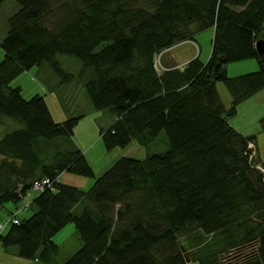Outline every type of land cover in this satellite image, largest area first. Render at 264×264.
<instances>
[{
	"label": "trees",
	"instance_id": "obj_1",
	"mask_svg": "<svg viewBox=\"0 0 264 264\" xmlns=\"http://www.w3.org/2000/svg\"><path fill=\"white\" fill-rule=\"evenodd\" d=\"M18 5L0 43V208L20 205L35 181L53 183L62 172L94 182L84 189L61 178L36 194L34 212L0 233L2 245L45 264H222L223 254L245 247L238 264H264V175L248 156L257 137L230 122L244 101L264 92V61L256 48L264 34V0ZM48 15L57 16L51 27L41 22ZM207 29L214 30L208 60L199 53L184 68L157 71L162 50L197 42ZM60 55L90 71L85 88L92 106L116 115L101 130L109 152L134 139L148 145L162 131L168 148L144 159L121 156L97 177L73 139L84 115L58 120L47 96L26 99L20 86H11L35 67L50 72L46 66L59 85L71 83ZM253 58L258 70L229 76L231 62ZM218 81L230 92V107ZM7 122L15 125L7 128ZM70 222L82 246L60 263L55 235Z\"/></svg>",
	"mask_w": 264,
	"mask_h": 264
},
{
	"label": "rangeland",
	"instance_id": "obj_2",
	"mask_svg": "<svg viewBox=\"0 0 264 264\" xmlns=\"http://www.w3.org/2000/svg\"><path fill=\"white\" fill-rule=\"evenodd\" d=\"M18 9V0H6V2L0 8V43L7 36L8 18H10ZM56 15H48L43 18L44 20L42 19L41 22L46 26L51 27L52 23L57 20ZM197 35V42H190L192 40H186L184 42L177 43L171 47H168L167 49L162 50L161 53L164 54L161 56L160 61H156L159 55L155 60V68L157 69V71L161 72L163 70L184 68L185 63L173 64V61H179L180 57L184 54L189 57H191V54L196 56L198 50L199 52L200 50L202 52L201 59L206 61L209 56V53L212 51V40L214 37V31L213 29H207ZM189 44L194 46L193 51L191 50L192 46ZM4 56L5 53L0 47V62L3 60ZM59 60L61 61L62 65L73 74L74 79L71 83L62 86L59 85L58 83L60 81V78L56 76L54 72L46 66V68L50 70V72L43 70L39 74V72L37 71V67H35L32 70L25 71L20 76H18L11 83V86L15 87L21 85L23 88V97L26 99H30L37 94L46 96L50 92L56 91L58 92L57 94L61 99V103L68 114V118L78 115H84L74 129L73 139L78 145V147L80 146L79 148L82 149L84 153H86V157L91 166L93 167V170L97 177L102 175L121 156H129L133 158L144 159L149 155H152L156 152L165 151L168 148V138L166 132L162 131L157 137V139L148 145L142 144L138 139H134L127 147L116 148L113 151L109 152L101 137V130H106L110 126H112V124L117 119L116 115L113 114L110 110H96L92 106L85 88V82L91 73L90 71L84 70L83 65L79 59L67 55H60ZM166 60L171 62L170 66L168 67H166ZM251 63H255L257 65L255 67L256 69H252V67L249 66L251 65ZM228 67L229 76L234 77L249 72H254V70H258L259 63L256 58H253L245 61L231 62ZM46 77L48 78V80ZM216 86L226 107H230L231 95L226 84L223 81H218ZM51 97L54 100L55 106L57 107V112L61 115L58 101L57 99H55L56 97L54 96V94H52ZM262 99L264 100V94H262ZM246 101H244L243 103H245ZM252 102L256 103V100H252ZM251 113V117L246 112L239 114V119L237 120L236 124H246V121L250 122L252 120L250 122L251 124H249L250 128H253L257 134L263 133L264 116L258 121H255V117L256 115H258V113H255V111H252ZM7 124L8 125L6 127L8 128V126L11 127V125H13L14 123L7 122ZM259 138L260 140H262L261 137ZM252 145L254 150L248 151V156L250 158L251 153H254L252 157L255 159L254 162L257 161V167L260 170L259 166L262 165L264 161H260L257 159L258 157L255 144L252 143ZM60 176L61 178L62 176H65L64 178L67 182H72V184H75L78 187L81 186L84 189L90 188V186L94 182V178L79 176L68 172H62ZM70 177H78V179H84L85 181H89V183H85L82 181H76L74 183ZM35 196L36 194H33L31 198L26 197L21 201L20 205H23L27 201H33V198ZM13 206V203H8L5 205V208L7 209L12 208L9 212L10 215L14 213V210L17 207ZM35 207L36 206L33 205L28 211L21 212V217L25 218L31 215L34 212ZM81 211L82 205L77 207L76 213H80ZM0 216L1 218H5V216H7L5 209L0 208ZM3 218L1 219L2 221H4ZM183 240L186 244H188L186 239ZM55 241L60 245V253L58 257V261L60 263L66 261L70 256L75 254L82 246V240L80 239V236L73 222H70L67 226H65L61 231H59L55 235ZM240 249L241 248L229 251L230 253L227 252L223 254L222 264H238V261H242L245 257L244 254L246 253V250L248 251L249 248L245 247L242 250ZM191 264H199V262L195 261Z\"/></svg>",
	"mask_w": 264,
	"mask_h": 264
},
{
	"label": "crops",
	"instance_id": "obj_3",
	"mask_svg": "<svg viewBox=\"0 0 264 264\" xmlns=\"http://www.w3.org/2000/svg\"><path fill=\"white\" fill-rule=\"evenodd\" d=\"M214 31V30H213ZM198 41V39H197ZM191 45V44H189ZM191 50L193 51L194 50V46L191 45ZM201 49V48H200ZM198 53L195 55H192L191 54V57L189 56H186V54L182 55L179 59V61L177 60H174L173 63H187L189 62L190 60L196 58L199 53H200V58H201V50L199 52V50L197 51ZM212 52V51H211ZM211 52L209 53V56L207 58V60L209 59L210 55H211ZM171 62L166 60V67L170 66ZM252 67V69H256L255 67L257 66L255 63H251V65H249ZM229 68V67H228ZM32 70V69H31ZM37 71L39 72V74L41 73V69L37 67ZM228 73H229V70H228ZM47 78V77H46ZM48 79V78H47ZM21 88L22 86L19 85ZM23 89V88H22ZM23 91V90H22ZM58 92L56 91H52L50 92L48 95H46L48 97V100L50 102V106L56 116V118L58 120H63L65 118H67L68 114L66 112V110L64 109L62 103H61V99L59 97V95L57 94ZM54 94V96L56 97L55 99H57L58 101V104H59V108H60V111H61V115L57 112V107L55 106L54 104V100L52 99L51 95ZM262 94H259V95H255L253 97H251L250 99H248L245 103H243L240 108H239V114L241 113H247L249 114V116L251 117L252 116V111H255V113H258V115H256L255 117V121H258L259 119L263 118L264 116V100L262 99ZM231 99V98H230ZM252 100H256V103L252 102ZM259 104V105H258ZM258 107V108H257ZM239 114L234 117L233 119L230 120L231 124L238 130L240 131L241 133L247 135V136H252V135H256V142H255V147H256V152H257V159L260 160V161H264V132L261 133V134H257L256 131L253 129V128H250V125L251 124L250 122L252 121H246L245 123L246 124H240V125H237L236 122L237 120L239 119ZM250 120V119H248ZM254 120V119H253ZM262 138V140H260V138ZM77 145V144H76ZM78 146V145H77ZM80 147V146H79ZM86 154V153H85ZM70 176V175H69ZM65 176H62V180L65 182V183H70L72 184V182H67L64 178ZM71 180L75 183L76 181H82V182H85V183H89V181H85L84 179H78V177H70ZM69 178V179H70ZM72 185H75V184H72ZM81 187V186H79ZM82 188V187H81ZM14 207V206H13ZM12 209V208H11ZM6 211L7 213V216H5V218L8 217V212H10V210ZM14 209V208H13ZM28 211V210H27ZM30 216V215H29ZM28 216V217H29ZM21 217V215H20ZM3 218V219H5ZM7 230V229H6ZM5 230V231H6ZM4 231V232H5ZM0 264H45L44 262H42L41 260H37V259H26V258H23V257H20L17 255V250L16 248H9V249H6L2 243L0 242Z\"/></svg>",
	"mask_w": 264,
	"mask_h": 264
},
{
	"label": "built area",
	"instance_id": "obj_4",
	"mask_svg": "<svg viewBox=\"0 0 264 264\" xmlns=\"http://www.w3.org/2000/svg\"><path fill=\"white\" fill-rule=\"evenodd\" d=\"M193 42V41H190ZM164 53H160L159 57L156 61H160L161 56ZM186 64V63H185ZM164 67V66H163ZM251 148H253V145H250ZM253 152L250 155V158L253 156ZM260 171L262 172V174L264 175V166L260 165L259 166ZM61 181V176H59L58 179H56L55 181H53V183H59ZM53 183L51 181V179L49 178H43L40 180H37L34 182V184L30 187V189L26 192L24 199L26 197L31 198L33 196V194H38L42 191H45L48 188H53ZM54 189V188H53ZM33 201H27L26 203H24L23 205H18L16 207V209L14 210V213H12V215H10L9 217L5 218L4 221L0 220V233H4V231L9 227V225L13 222V223H20V214L23 211H27L30 209L31 205H32Z\"/></svg>",
	"mask_w": 264,
	"mask_h": 264
},
{
	"label": "water",
	"instance_id": "obj_5",
	"mask_svg": "<svg viewBox=\"0 0 264 264\" xmlns=\"http://www.w3.org/2000/svg\"><path fill=\"white\" fill-rule=\"evenodd\" d=\"M256 48L259 52V55L263 58V61H264V34L261 36L260 39L257 40Z\"/></svg>",
	"mask_w": 264,
	"mask_h": 264
}]
</instances>
